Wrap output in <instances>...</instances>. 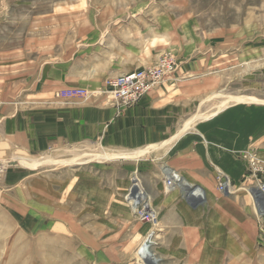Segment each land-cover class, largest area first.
Here are the masks:
<instances>
[{"label": "rangeland", "instance_id": "rangeland-1", "mask_svg": "<svg viewBox=\"0 0 264 264\" xmlns=\"http://www.w3.org/2000/svg\"><path fill=\"white\" fill-rule=\"evenodd\" d=\"M164 58L173 68L158 84L190 81V125L235 103L262 102L264 0H0V109L50 92L89 98L93 92L86 85L50 90V79L66 66L86 79L96 70L110 73L95 92L123 109L129 106L111 97L109 79ZM123 65L135 68L120 71ZM68 90L85 93L63 97ZM133 152L94 143L36 157L13 150L1 158L0 264H148L140 252L150 238L147 251L160 264H253L250 249L241 256L247 260L232 259L238 224L229 207L217 229L212 215L207 230L212 243L222 232L220 260L209 245L205 262L170 254L161 245L165 236L153 189H171L159 180L157 165ZM240 156L253 180L255 228L245 238L264 242V215L252 196L264 181V153L253 146ZM136 182L157 212L156 225L139 218L126 199Z\"/></svg>", "mask_w": 264, "mask_h": 264}, {"label": "crops", "instance_id": "crops-1", "mask_svg": "<svg viewBox=\"0 0 264 264\" xmlns=\"http://www.w3.org/2000/svg\"><path fill=\"white\" fill-rule=\"evenodd\" d=\"M131 66L123 65L119 69L135 68ZM92 74L89 79L80 78L77 69L66 66L50 79L51 91L88 86L93 93L87 99L61 98L50 92L22 107L14 103L1 107L0 159L10 157L13 150L36 157L50 150H77L79 145L94 143L134 150L132 154H142L143 159L157 165L162 185L165 186L163 169H173L190 183L189 189L191 185L201 186L205 191L202 202L185 188L175 187L167 194L159 188L153 189L154 203L162 215L165 237L161 245L170 254L193 255L195 261L205 262L207 254L212 252L207 251L209 245L214 246V258L217 260L218 256L220 260L217 246L221 245L222 232L212 243L207 230L212 215L217 229V220H223L229 207L232 219L238 224L232 259L247 260L241 256L250 249V263L264 264V242L252 235L245 238L244 234L248 230L254 232L255 228L249 191L253 180L240 156L253 146L264 153V98L262 102L226 106L190 125V81L167 79L135 105L118 109L95 92L103 88L110 73L96 70ZM221 174L235 184L233 193L225 194L218 189ZM161 200L163 204L159 207ZM153 255V259L142 257L148 264H160L161 258Z\"/></svg>", "mask_w": 264, "mask_h": 264}, {"label": "built area", "instance_id": "built-area-1", "mask_svg": "<svg viewBox=\"0 0 264 264\" xmlns=\"http://www.w3.org/2000/svg\"><path fill=\"white\" fill-rule=\"evenodd\" d=\"M172 68L173 61H171V58H164L157 66L131 71L124 75L109 79V93L118 106L133 105L158 84L163 79L164 75L172 70ZM82 93H85V91L68 90L64 93L63 97L75 98L82 95ZM245 157H250V155L247 154ZM181 179L184 178L177 171L173 169L166 170L165 183L168 190L178 187L180 185L179 183L182 181ZM218 180V187L220 190L225 191L227 185L232 188L233 184L227 175L221 174ZM259 187L264 192V181L259 184ZM134 208L139 218H143L154 225L157 224V212L149 202H146L144 205L138 203L134 205Z\"/></svg>", "mask_w": 264, "mask_h": 264}, {"label": "bare ground", "instance_id": "bare-ground-1", "mask_svg": "<svg viewBox=\"0 0 264 264\" xmlns=\"http://www.w3.org/2000/svg\"><path fill=\"white\" fill-rule=\"evenodd\" d=\"M182 181L179 183L180 185L178 187L181 188H185L187 192L191 191L189 194L190 195H194L196 198H198L199 200H201L202 202H205V191L201 186H194L191 189H189L188 187H190V184H188L184 179H181ZM184 180V181H183ZM232 188L229 187V185H227L225 191H231ZM257 189L259 191H256L253 196V200L255 202L256 205V209L258 211L259 214L264 215V192L262 191V189L260 187H257ZM148 193L146 192L145 189H143V187L139 184V182H136L134 184V188L132 187L130 189V191L128 192L126 199L127 201L130 203V205L133 207L134 205H137L138 203H142L143 205L148 202ZM147 243L144 244V246L141 248V254L147 256V258L153 259L152 255L150 253H148L147 248L150 247V244L153 243V241L147 240ZM148 244V245H147Z\"/></svg>", "mask_w": 264, "mask_h": 264}]
</instances>
